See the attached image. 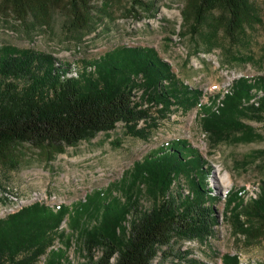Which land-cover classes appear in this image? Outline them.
Here are the masks:
<instances>
[{"label": "trees", "instance_id": "1", "mask_svg": "<svg viewBox=\"0 0 264 264\" xmlns=\"http://www.w3.org/2000/svg\"><path fill=\"white\" fill-rule=\"evenodd\" d=\"M94 1L0 0V15L46 22L65 10L72 28L92 33ZM136 7L147 4L133 0L132 10ZM256 12L250 0H188L183 14L194 38L216 17V26L235 42L248 22H258ZM201 101V92L182 83L151 48L118 47L85 61L81 70L50 53L1 47L0 166L19 168L18 145H31L52 159L120 123L127 136L148 140L159 128L154 109L165 118L175 105L187 103L200 108L202 129L214 146L253 142L256 131L245 120L264 121V77L239 78L206 105ZM205 167L198 150L177 139L137 161L120 183L72 207L26 206L0 219V264H38L42 257L45 264H154L173 242H207L216 235L218 218L217 196L205 190ZM225 200L224 219L235 235L264 237V178L255 194L233 187ZM57 241L62 250L54 249ZM74 242L82 255L76 263L66 255ZM222 263L241 264V258L225 254Z\"/></svg>", "mask_w": 264, "mask_h": 264}, {"label": "rangeland", "instance_id": "2", "mask_svg": "<svg viewBox=\"0 0 264 264\" xmlns=\"http://www.w3.org/2000/svg\"><path fill=\"white\" fill-rule=\"evenodd\" d=\"M250 1L258 22H248L235 42L216 26V17L209 18L195 38L191 36V25L184 21L183 14L188 0H144L147 7L136 10H132L133 0H95L92 20L97 30L92 33L72 28L65 10L53 12L46 22L31 17L24 23L9 14L0 15V48L50 53L81 70L85 61L103 57L118 47L151 48L171 65L182 83L201 92V102L206 105L213 95L228 91L239 78L264 77V0ZM199 112L200 108L187 103L186 108L175 105L163 118L154 109L159 128L148 140L127 136L120 123L116 130L67 147L65 153L52 159L31 145H18L19 168L0 166V219L36 202L52 208L62 204L72 207L94 191L120 183L125 173L153 150L185 139L208 166L205 190L217 196L213 206L218 218L216 235L207 242H173L163 248L154 264H223L225 254L239 255L241 264H264V237L235 235L224 219L225 199L231 189L245 187L253 195L264 178V121L245 120L256 131L255 141L214 146L202 129ZM227 174L231 175L230 184L221 179ZM141 203L147 209L151 207L147 200ZM67 223L61 227L69 235ZM63 246L57 241L53 248L62 250ZM76 246L74 242L66 253L73 263L82 259ZM45 262L42 257L38 264Z\"/></svg>", "mask_w": 264, "mask_h": 264}, {"label": "bare ground", "instance_id": "3", "mask_svg": "<svg viewBox=\"0 0 264 264\" xmlns=\"http://www.w3.org/2000/svg\"><path fill=\"white\" fill-rule=\"evenodd\" d=\"M222 181L225 183V184H230L232 183V179H231V175L230 174H227L226 176H224L223 178H221Z\"/></svg>", "mask_w": 264, "mask_h": 264}]
</instances>
